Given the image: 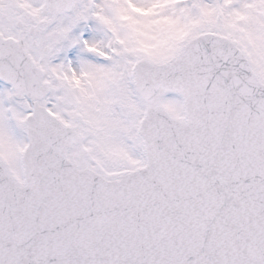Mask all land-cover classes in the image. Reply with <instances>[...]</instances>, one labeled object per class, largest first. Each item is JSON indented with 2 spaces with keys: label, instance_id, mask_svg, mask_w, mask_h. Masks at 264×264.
<instances>
[{
  "label": "snow or ice",
  "instance_id": "obj_1",
  "mask_svg": "<svg viewBox=\"0 0 264 264\" xmlns=\"http://www.w3.org/2000/svg\"><path fill=\"white\" fill-rule=\"evenodd\" d=\"M0 264H264V0H0Z\"/></svg>",
  "mask_w": 264,
  "mask_h": 264
}]
</instances>
